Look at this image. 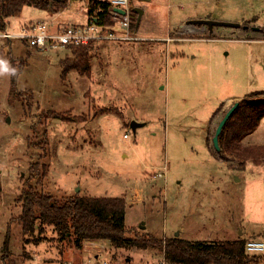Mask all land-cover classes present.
Returning a JSON list of instances; mask_svg holds the SVG:
<instances>
[{"label": "rangeland", "instance_id": "374dc122", "mask_svg": "<svg viewBox=\"0 0 264 264\" xmlns=\"http://www.w3.org/2000/svg\"><path fill=\"white\" fill-rule=\"evenodd\" d=\"M129 3L135 20L133 7L143 9L130 29L140 37L93 42L88 73L62 75L63 62L74 58L67 48L39 50L18 37H0V59L11 69L15 59L17 71L14 81L11 72L0 73V264H166L163 246L117 248L103 239L76 246L50 225L23 234L17 197L30 185L57 199L123 197L126 228L163 241L176 235L264 240V160L221 157L211 142L233 103L227 97L244 92L233 80L249 77L242 71L248 52L254 53L249 63L264 56L258 40L264 38V0ZM39 10L24 6L5 28L43 19L85 22L87 0ZM193 19L253 24L259 32L234 35L226 25L187 23ZM132 121L142 124L133 128ZM241 143L264 144V117ZM255 254H263L258 264H264V252Z\"/></svg>", "mask_w": 264, "mask_h": 264}, {"label": "trees", "instance_id": "16d2710c", "mask_svg": "<svg viewBox=\"0 0 264 264\" xmlns=\"http://www.w3.org/2000/svg\"><path fill=\"white\" fill-rule=\"evenodd\" d=\"M67 3L68 0H0V30L5 28L7 18L19 15L24 6L55 12L66 7ZM109 8V0H87V17L96 12L99 21L110 24ZM135 22L130 13L131 27L135 26ZM93 47V42L67 46L74 58L63 62L62 75L70 69L88 73V54ZM14 60H11L12 69H15L13 81L17 73ZM49 111L52 117L56 116L54 111ZM262 117L264 100L249 102L245 97L241 98L219 134V155L237 158L239 163L252 160L259 164L264 160V144L241 143V138L254 131ZM41 167L40 175L46 176L48 165ZM17 200L21 206L17 219L23 234L32 235L41 226L50 225L59 238H71L76 246L84 240L95 239L109 241L117 248L160 249L163 246L166 264H258L263 257V254L247 252L245 239L240 236L206 241L176 235L163 241L152 234L131 232L125 225L126 204L120 196L69 195L57 199L30 185L22 188Z\"/></svg>", "mask_w": 264, "mask_h": 264}, {"label": "built area", "instance_id": "2783aa9c", "mask_svg": "<svg viewBox=\"0 0 264 264\" xmlns=\"http://www.w3.org/2000/svg\"><path fill=\"white\" fill-rule=\"evenodd\" d=\"M130 0H109L112 23L106 24L99 21L96 12L85 22H65L60 23L52 19L30 20L20 26L19 30H11L6 27L0 30V37L12 39L14 37L25 40L30 46L39 50L62 49L69 45L87 44L105 39H136L139 35H131L130 29ZM116 7L125 10L120 13ZM117 29H122L119 34ZM125 138H130L129 133L123 134ZM161 176V173H157ZM245 249L250 253L264 252V240L246 239ZM164 258V257H163ZM71 264V263H67ZM83 264H92L90 260ZM101 264H109L107 260H102ZM163 264V262L161 263Z\"/></svg>", "mask_w": 264, "mask_h": 264}, {"label": "crops", "instance_id": "0c3cea01", "mask_svg": "<svg viewBox=\"0 0 264 264\" xmlns=\"http://www.w3.org/2000/svg\"><path fill=\"white\" fill-rule=\"evenodd\" d=\"M34 8V7H33ZM40 12H44L45 14L47 13L45 10H39ZM56 16V15H54ZM57 18V17H55ZM55 21H57V19H55ZM236 21H241L240 18H236ZM135 26H136V22H135ZM229 28V29H228ZM228 28H225V30H227V33H231L234 35H239V34H244L246 32H251V33H256L259 32V29L257 26H254L253 24H249L247 27L243 26H228ZM215 30H219V29H213L212 31L214 32ZM197 31H205V27L203 28H198ZM223 31V30H221ZM249 32V33H250ZM167 37H162L161 40H164L165 42H167ZM238 43L240 44H247V46L249 47H253V43L254 41H252L250 38H247L245 36H238L235 38ZM258 40L264 42V38L263 37H259ZM250 48V49H251ZM264 54V53H263ZM254 55L253 50L248 52V57H247V63L245 64L244 69H242V71L244 70V73L246 72V75L248 74L249 77H240V79L238 80V78H235L233 81L234 83L241 87L244 92H237V93H233L232 95H229L227 97V101H234V100H240L241 98L250 96V95H255V94H263L264 93V56L257 57V60H255L256 62H250V59L252 60V56ZM250 57V58H249ZM260 75V76H258Z\"/></svg>", "mask_w": 264, "mask_h": 264}, {"label": "water", "instance_id": "95a60500", "mask_svg": "<svg viewBox=\"0 0 264 264\" xmlns=\"http://www.w3.org/2000/svg\"><path fill=\"white\" fill-rule=\"evenodd\" d=\"M116 11L120 12V13H124L125 10L119 7L115 8ZM133 10L137 13V17H136V25L138 24L140 17L143 13V9L139 6H134ZM187 23H206L208 25V27L211 29L213 27V25H226V26H240L241 23L240 22H231V21H224V20H210V19H193L190 21H187ZM245 99L247 101H253V100H264V96H247L245 97ZM239 103V100H235L233 101V103L228 107V109L225 111V113L223 114V116L221 117V119L218 121L215 129H214V133L212 135L211 138V142H212V146L216 151L220 150V145H219V141H218V137L219 134L221 132V129L223 127V125L225 124V122L229 119V117L231 116V114L233 113V111L235 110V108L237 107ZM142 123L136 122V121H132L131 122V126L133 128H135L136 125H140ZM140 227H144L143 224H140Z\"/></svg>", "mask_w": 264, "mask_h": 264}, {"label": "clouds", "instance_id": "9594fccd", "mask_svg": "<svg viewBox=\"0 0 264 264\" xmlns=\"http://www.w3.org/2000/svg\"><path fill=\"white\" fill-rule=\"evenodd\" d=\"M11 72L15 73V69L9 68L8 62L4 59H0V73Z\"/></svg>", "mask_w": 264, "mask_h": 264}]
</instances>
